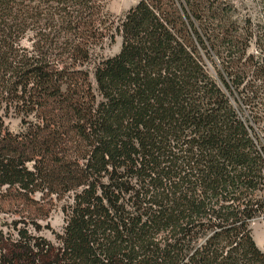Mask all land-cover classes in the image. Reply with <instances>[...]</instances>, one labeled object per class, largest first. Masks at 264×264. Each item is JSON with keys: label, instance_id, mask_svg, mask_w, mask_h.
Instances as JSON below:
<instances>
[{"label": "trees", "instance_id": "1", "mask_svg": "<svg viewBox=\"0 0 264 264\" xmlns=\"http://www.w3.org/2000/svg\"><path fill=\"white\" fill-rule=\"evenodd\" d=\"M257 5L0 0V195L63 215L7 225L0 264H264Z\"/></svg>", "mask_w": 264, "mask_h": 264}, {"label": "rangeland", "instance_id": "2", "mask_svg": "<svg viewBox=\"0 0 264 264\" xmlns=\"http://www.w3.org/2000/svg\"><path fill=\"white\" fill-rule=\"evenodd\" d=\"M237 3L238 7L241 4L245 5L244 11L240 15L249 14L254 21L258 20L259 7L257 5L258 0H233ZM138 0H104L107 11L113 17H120L129 9L133 8L137 4ZM121 46V38L117 37L115 44L106 50L107 56L116 55ZM249 51L256 53V48L251 45ZM213 69V68H211ZM214 70V69H213ZM214 72V71H213ZM8 127L11 132L18 133L20 131L19 120L12 118L7 121ZM39 196H35V200H38ZM36 208L32 204H28L23 200L9 195V193H3L0 195V231H7V225H10L14 221H23L30 224L31 221H38L42 226L49 225L54 231L59 232L63 226V215L60 211L59 205L56 204L52 207L47 206L49 209V215L44 218L38 217L35 214ZM33 214V216H31ZM253 238L257 246L264 252V218L254 221L251 225ZM42 234L52 240L53 237L49 230L44 229Z\"/></svg>", "mask_w": 264, "mask_h": 264}]
</instances>
